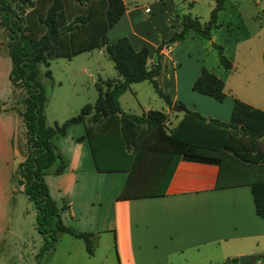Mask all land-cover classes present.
<instances>
[{
	"label": "crops",
	"instance_id": "0c3cea01",
	"mask_svg": "<svg viewBox=\"0 0 264 264\" xmlns=\"http://www.w3.org/2000/svg\"><path fill=\"white\" fill-rule=\"evenodd\" d=\"M122 3V13L107 28L105 36L108 40L125 37L134 50L146 47L149 65L161 42L181 29V21L175 14L176 2L122 0ZM144 8L148 11L144 12ZM219 25L211 31L209 39L189 32L172 48L169 44L162 45L156 80L173 104L179 102L207 119L227 122L234 99L264 111V25L232 42L231 54L224 55L230 61L229 68H222L218 60V66L205 68L223 83L224 97L216 101L191 90L190 86L204 68L199 62L203 49L216 44L214 32ZM95 49L99 52L103 47ZM95 49L79 54H90ZM251 52L254 60L247 65L246 72L241 71L236 63L237 54L246 58ZM193 54V62L185 61V57ZM10 68L9 56L0 52V242L11 236L19 237L17 227L10 228V214L15 195L25 197L11 180L26 150L18 113L23 104L9 81ZM159 111L165 114L162 128L169 134L183 111L167 105ZM178 111L180 117L175 113ZM84 126L71 124L63 135L52 137L58 152L66 159V166L57 175H42L64 225L91 232L94 245L100 235H110L117 264H221L229 258H236V262L227 264H240L237 260L240 255L250 256L245 264H264V260L254 258L264 253V219L254 211L249 186L264 180V162L242 161L226 149L206 150L208 156L218 161L178 160L162 195L118 199L126 172L95 170L87 140L76 139L84 134ZM227 133L231 130L227 129ZM58 237L59 234L55 244Z\"/></svg>",
	"mask_w": 264,
	"mask_h": 264
},
{
	"label": "trees",
	"instance_id": "16d2710c",
	"mask_svg": "<svg viewBox=\"0 0 264 264\" xmlns=\"http://www.w3.org/2000/svg\"><path fill=\"white\" fill-rule=\"evenodd\" d=\"M75 1L83 5L81 12L67 11L65 0H0V19L8 38L0 43V52L10 58L8 78L13 88L18 86L25 93L23 108L18 113L26 156L11 180L14 188H20L31 202L35 212V230L41 237L35 264H40L41 252L54 248L60 233L79 239L85 252L92 254V233L77 231L61 222L42 179L43 174L57 175L66 166V159L58 152L52 137L63 135L71 124L85 125L84 134L76 139L87 140L97 172H126L118 199L162 195L178 160L218 161L204 155L206 150L226 149L242 161L264 162V148L256 146L258 139L264 141V111L238 99L233 100L227 122L207 119L176 103L183 115L169 134L162 128L163 112L148 109L141 114L127 113L120 109L117 101L129 84L145 80L156 95L171 106L173 103L156 80L160 67L158 51L162 45L182 40L189 32L209 39L217 26V13L223 8L224 0H213L208 19L203 23L188 14L181 15V29L161 42L149 65L146 47L134 50L125 37L108 40L105 36L107 28L124 9L122 0ZM13 3L20 5L22 12L17 14ZM99 47H103L118 77L98 79L94 83L96 97L91 104H84L75 115L60 123L47 125L43 115L46 97L37 77V65L46 68L43 75L50 80L47 69L50 60L70 59ZM213 47L220 66L229 68L231 64L222 53V47L218 44ZM222 87V81L205 68L200 69L190 86L191 90L216 101L224 97ZM227 129L231 133H227ZM249 186L254 211L264 219V180L254 181ZM11 201H14L13 196ZM254 258L264 260V253ZM232 262H236V258L226 259L221 264Z\"/></svg>",
	"mask_w": 264,
	"mask_h": 264
},
{
	"label": "rangeland",
	"instance_id": "374dc122",
	"mask_svg": "<svg viewBox=\"0 0 264 264\" xmlns=\"http://www.w3.org/2000/svg\"><path fill=\"white\" fill-rule=\"evenodd\" d=\"M146 1L148 0H137V3H146ZM175 2V14L179 19L181 15L188 14L200 23L208 19V7L210 5L211 9L213 4V0H175ZM65 3L69 12H81L83 9V5L79 6L75 0H65ZM13 6L17 14L22 12L20 5L13 3ZM44 8L45 6L40 9V12H43ZM217 17V23L220 25L214 32L215 43L220 45L222 53L228 56L231 54L232 42L236 38L241 37L247 31L263 27L264 0H224L223 8L218 12ZM7 40L4 25L0 19V43ZM173 46V43H169L170 48ZM90 54L83 53L70 59L50 60L47 66L50 80L43 75L46 68L42 64L37 65V77L46 97L43 115L48 125H52L54 121L60 123L75 115L84 104H91L96 97L94 82L98 77L101 79L117 77L112 62L106 57L103 49L99 52L95 49ZM184 59L193 62L195 55ZM253 60L252 52L246 58L238 54L236 56L238 67L244 72ZM199 62L203 63L206 69L218 66L216 48L212 45L205 47ZM218 68L221 70L220 67ZM214 71H216L215 68ZM100 86L104 88L102 84ZM14 89L18 100L22 102L24 89L18 86ZM118 104L123 111L136 114L144 109L162 111L166 109L163 100L156 95L145 80L129 84L127 89L118 96ZM175 113L178 117L181 116V111ZM256 146L258 149H263L264 141L258 139ZM203 154L208 156L207 153ZM211 155L217 156V154ZM14 202L15 206L11 208L10 214V228L17 227L19 237L11 236L0 242V264H35V254L38 253L41 242V237L35 230V212L31 202L19 193L15 195ZM17 231L13 229L14 233ZM103 238H105V243ZM92 248V255H88L79 240L59 234L53 251L41 252L38 262L40 264H117L110 235H100V239L95 245L92 244Z\"/></svg>",
	"mask_w": 264,
	"mask_h": 264
},
{
	"label": "water",
	"instance_id": "95a60500",
	"mask_svg": "<svg viewBox=\"0 0 264 264\" xmlns=\"http://www.w3.org/2000/svg\"><path fill=\"white\" fill-rule=\"evenodd\" d=\"M171 108L172 109H175V110H180V107L176 104H172L171 105ZM250 256L248 255H240L237 257V260L240 264H245L246 262H248L250 260Z\"/></svg>",
	"mask_w": 264,
	"mask_h": 264
},
{
	"label": "built area",
	"instance_id": "2783aa9c",
	"mask_svg": "<svg viewBox=\"0 0 264 264\" xmlns=\"http://www.w3.org/2000/svg\"><path fill=\"white\" fill-rule=\"evenodd\" d=\"M143 11H144V12H147V11H148V8H144ZM167 46H168V45H166V47H167Z\"/></svg>",
	"mask_w": 264,
	"mask_h": 264
}]
</instances>
